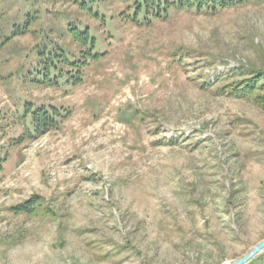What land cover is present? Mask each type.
I'll list each match as a JSON object with an SVG mask.
<instances>
[{
  "label": "rangeland",
  "instance_id": "rangeland-1",
  "mask_svg": "<svg viewBox=\"0 0 264 264\" xmlns=\"http://www.w3.org/2000/svg\"><path fill=\"white\" fill-rule=\"evenodd\" d=\"M160 1L136 15L99 0L94 17L0 0V264H231L264 240V104L228 93L264 74V0ZM67 25L89 30L95 59ZM42 48L75 65L49 73L58 85L37 75ZM24 108L61 117L28 133Z\"/></svg>",
  "mask_w": 264,
  "mask_h": 264
},
{
  "label": "trees",
  "instance_id": "trees-1",
  "mask_svg": "<svg viewBox=\"0 0 264 264\" xmlns=\"http://www.w3.org/2000/svg\"><path fill=\"white\" fill-rule=\"evenodd\" d=\"M62 1L77 6L80 10L86 12L87 14H92L93 9L98 7L97 2L99 0H62ZM125 1H130V0H125ZM171 1H172L171 5H176L177 7L180 8L195 9L200 12H210L213 14L219 10L243 6L249 0H171ZM133 2L135 3L136 6L135 8L136 15H139V13L142 10L146 12L149 8H155L156 10L159 11L161 4L162 5L164 4L163 2L161 3L160 0H133ZM92 15L94 17H98L97 13H93ZM33 19H34L33 17L27 18L22 26H19V24H13L11 26V28L13 29L12 35L26 34V32L28 31V29L30 28L33 22ZM63 34L68 35L73 42H75L78 46H80L81 49H84L86 51V54H84L83 59L85 60L95 59L98 56L97 53H93L96 40L90 34L89 30L87 29L81 30L74 26L67 25L64 31L61 33V35ZM59 51L60 53H58L57 50L54 48H51L49 50H47L46 48H42L37 53L38 65L42 69L41 73H37V75L42 74L44 83H47L48 85H58L59 81L62 80L61 72L59 70H58L59 73L56 74L57 77H52V78L49 77V73L51 71H55L56 66L64 65L66 67L69 66L75 67V65L69 63L68 60L69 53H65L64 49L63 50L60 49ZM206 83L204 82V84ZM263 92H264V74L261 72H254L250 74L248 78L240 82H236L228 93L242 99L243 98L257 99V103L259 102L264 104V97L262 95L261 96L258 95L259 93H263ZM22 117L25 119L28 117L29 119V124L27 126V129H29L28 133H39L41 132V130H47L48 128L56 127L57 118L61 117V115L59 114V112H57L54 109L48 112L42 108L36 109L34 111H30L24 108ZM34 203L35 201L29 200L21 204L19 207H17L14 210L24 214L31 213L32 211H35L36 208Z\"/></svg>",
  "mask_w": 264,
  "mask_h": 264
},
{
  "label": "water",
  "instance_id": "water-1",
  "mask_svg": "<svg viewBox=\"0 0 264 264\" xmlns=\"http://www.w3.org/2000/svg\"><path fill=\"white\" fill-rule=\"evenodd\" d=\"M264 250V240L259 242L248 254H246L243 258L238 259L231 264H247L251 261L258 253Z\"/></svg>",
  "mask_w": 264,
  "mask_h": 264
},
{
  "label": "bare ground",
  "instance_id": "bare-ground-1",
  "mask_svg": "<svg viewBox=\"0 0 264 264\" xmlns=\"http://www.w3.org/2000/svg\"><path fill=\"white\" fill-rule=\"evenodd\" d=\"M227 264H229V263H227Z\"/></svg>",
  "mask_w": 264,
  "mask_h": 264
}]
</instances>
